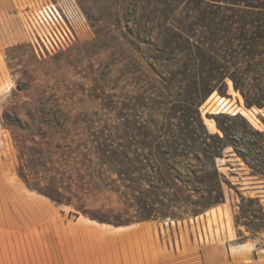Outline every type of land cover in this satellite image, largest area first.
Segmentation results:
<instances>
[{
    "label": "rangeland",
    "instance_id": "374dc122",
    "mask_svg": "<svg viewBox=\"0 0 264 264\" xmlns=\"http://www.w3.org/2000/svg\"><path fill=\"white\" fill-rule=\"evenodd\" d=\"M56 1L0 0L4 163L95 222L152 220L185 240L197 236L201 247H229V255L210 253L209 264H264V179L231 146L212 161L190 137L193 129L212 143L206 132L222 136L218 119L230 137L264 148V65L255 64L264 58L257 37L264 11L236 14L196 0H74L82 15L70 27L74 38L49 54L44 43L54 35L42 8ZM235 36L243 38L237 52ZM237 59L249 60L237 68L246 74L244 92L262 106H246L234 88ZM218 60L228 72L223 81L213 79ZM154 124L188 132L191 147L171 151L167 136L148 133ZM173 164L216 170L220 187L203 196L188 190L169 174ZM179 258L170 264H205L200 253Z\"/></svg>",
    "mask_w": 264,
    "mask_h": 264
},
{
    "label": "crops",
    "instance_id": "0c3cea01",
    "mask_svg": "<svg viewBox=\"0 0 264 264\" xmlns=\"http://www.w3.org/2000/svg\"><path fill=\"white\" fill-rule=\"evenodd\" d=\"M167 229L152 220L95 222L29 188L0 157V264H170L185 253L209 264L214 250L230 253L227 245L201 247L197 236L185 240Z\"/></svg>",
    "mask_w": 264,
    "mask_h": 264
},
{
    "label": "trees",
    "instance_id": "16d2710c",
    "mask_svg": "<svg viewBox=\"0 0 264 264\" xmlns=\"http://www.w3.org/2000/svg\"><path fill=\"white\" fill-rule=\"evenodd\" d=\"M197 6L201 7V4H205L207 6L216 7L218 9H226L230 11H235L236 14H255V13H261L264 11V5L260 4L258 0H196ZM245 22V21H244ZM235 23H238V20L235 21ZM248 23V22H246ZM237 31L240 32L243 31L244 27L238 26ZM181 33L186 34V30L181 29ZM242 35V34H241ZM243 36V35H242ZM257 37L258 39L264 40V26L262 28H258L257 31ZM243 38L241 36H235V42L236 44H232L233 49L235 52L238 51V45L241 46L240 41H242ZM219 50H222L221 48ZM219 55V54H218ZM221 60H225L223 56H220ZM264 58L258 59L255 64L256 65H264ZM226 61V60H225ZM234 70L229 72V77L231 78L233 82V86L236 90H239L241 94L244 97V101L246 106H251L253 104L257 106H262L263 102H254L250 100V98L246 95L244 92L245 89V76L246 74L242 73V71L238 70L237 66L244 64H248L249 60L243 59L239 61L238 59L235 62H232ZM217 73L220 75L217 78H213L214 80H224V76L226 73H228L225 70V67L221 64L220 60L215 62ZM168 78H163L164 83L168 82ZM223 116L222 114H218V116ZM216 123L223 132L222 136H219V134H209L206 132V135L208 137L212 138L214 141L212 143H208L205 139L201 140V137L196 133L195 130L192 129L190 131V137L194 140L198 141L201 144V148L205 156L210 159L214 160L216 157L221 156L223 149L227 146H231L233 150L236 152V154L244 161V163L251 169V172L254 175H257L259 177H262L264 179V148L260 146L256 142L252 141H244V139L241 138V136L235 135V136H229L228 135V129L219 124L218 119H216ZM163 129V130H162ZM151 136L160 137L165 135L167 138H169V147L171 148V151H175L177 149H180V146H187L188 145L187 139L189 137L188 132H181L180 129L173 128V126L167 124L165 126H159L158 124H154V130L152 132H148ZM243 140V142H242ZM181 141V142H180ZM240 145H243V149L240 148ZM171 159L176 163H178L176 159V156L173 154L171 155ZM171 172L169 174L176 180L180 181L188 190H192L195 192L200 193L201 196H203V192L211 193L214 189H217L220 187V179H219V173L214 170L213 174L211 173H202L200 169H190V168H184L183 166H179L176 164L170 165ZM173 171V172H172ZM20 174V173H19ZM22 175V174H20ZM185 176L186 178H183ZM27 186L31 189L36 190L37 192L47 196L51 200H53L56 203H59L58 198H56L52 191L45 188H40L36 183H31L27 180L24 181ZM57 193V191L55 192ZM220 200V197L212 200H208L205 203L199 204L200 209L207 208L211 205H214L218 203Z\"/></svg>",
    "mask_w": 264,
    "mask_h": 264
},
{
    "label": "built area",
    "instance_id": "2783aa9c",
    "mask_svg": "<svg viewBox=\"0 0 264 264\" xmlns=\"http://www.w3.org/2000/svg\"><path fill=\"white\" fill-rule=\"evenodd\" d=\"M42 11L45 13L48 21L49 32L51 37L49 45H45L46 51L51 54L67 47L73 40L74 35L70 29L75 20L82 19V15L75 5L74 0H57L46 4ZM51 33H49L50 35Z\"/></svg>",
    "mask_w": 264,
    "mask_h": 264
}]
</instances>
